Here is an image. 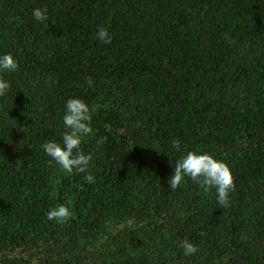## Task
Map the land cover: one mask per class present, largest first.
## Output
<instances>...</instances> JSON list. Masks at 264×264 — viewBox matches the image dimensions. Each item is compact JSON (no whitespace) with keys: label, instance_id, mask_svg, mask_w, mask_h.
Wrapping results in <instances>:
<instances>
[{"label":"trees","instance_id":"16d2710c","mask_svg":"<svg viewBox=\"0 0 264 264\" xmlns=\"http://www.w3.org/2000/svg\"><path fill=\"white\" fill-rule=\"evenodd\" d=\"M8 53L0 264H264V0H0ZM71 98L92 116L95 183L41 148L62 142ZM193 150L230 166L228 207L189 177L169 189ZM58 205L66 222L47 218Z\"/></svg>","mask_w":264,"mask_h":264},{"label":"clouds","instance_id":"9594fccd","mask_svg":"<svg viewBox=\"0 0 264 264\" xmlns=\"http://www.w3.org/2000/svg\"><path fill=\"white\" fill-rule=\"evenodd\" d=\"M37 21L48 20V9L37 7L33 11ZM96 37L104 42L111 43L112 36L107 28H100ZM18 61L8 53L0 56V70L15 72L18 70ZM10 85L0 77V97L6 95ZM66 111L63 116V123L66 131L62 135V142L55 140L46 141L41 145L44 152L60 166L62 170L72 173H86L83 179L86 183H95V177L89 171L93 156L85 154L80 150L82 138L92 133L90 126L92 116L88 104L80 98H71L66 101ZM102 143V141H98ZM181 142L179 139L173 141V147L180 151ZM174 173L169 177V189L175 191L189 177L198 184L205 192L215 188L218 196V203L222 208L230 205V192L235 190V177L230 166L223 160L215 158L209 153H199L195 150L188 151L175 163ZM71 217V210L64 205L51 208L47 213L49 220L66 222ZM184 255L191 256L199 251V248L188 240L181 241Z\"/></svg>","mask_w":264,"mask_h":264}]
</instances>
